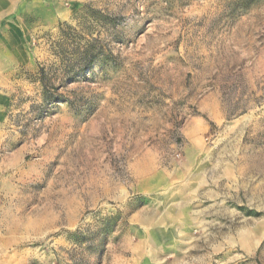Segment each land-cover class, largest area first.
<instances>
[{
  "label": "rangeland",
  "instance_id": "rangeland-1",
  "mask_svg": "<svg viewBox=\"0 0 264 264\" xmlns=\"http://www.w3.org/2000/svg\"><path fill=\"white\" fill-rule=\"evenodd\" d=\"M28 1L0 25V264H264V0Z\"/></svg>",
  "mask_w": 264,
  "mask_h": 264
},
{
  "label": "crops",
  "instance_id": "crops-1",
  "mask_svg": "<svg viewBox=\"0 0 264 264\" xmlns=\"http://www.w3.org/2000/svg\"><path fill=\"white\" fill-rule=\"evenodd\" d=\"M27 3H29L28 0H0V25L5 27H9V25H12L13 24L12 20H9V18H7L8 15L10 16V10H11V15L19 12L24 14V12L27 10V8H25ZM36 6L41 7V4L36 3ZM4 37H9V36L6 35Z\"/></svg>",
  "mask_w": 264,
  "mask_h": 264
},
{
  "label": "trees",
  "instance_id": "trees-1",
  "mask_svg": "<svg viewBox=\"0 0 264 264\" xmlns=\"http://www.w3.org/2000/svg\"><path fill=\"white\" fill-rule=\"evenodd\" d=\"M92 46L88 43L84 46L78 45L76 47L78 52V57L76 59V68L77 71L82 69H89L91 65L94 63L95 59L98 57V52L92 50ZM42 71V70H41ZM43 83V80H41Z\"/></svg>",
  "mask_w": 264,
  "mask_h": 264
}]
</instances>
